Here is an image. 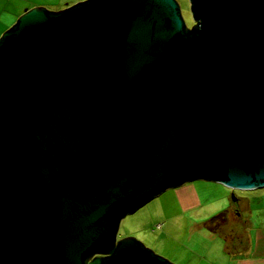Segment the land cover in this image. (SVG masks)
<instances>
[{
  "label": "water",
  "instance_id": "water-1",
  "mask_svg": "<svg viewBox=\"0 0 264 264\" xmlns=\"http://www.w3.org/2000/svg\"><path fill=\"white\" fill-rule=\"evenodd\" d=\"M189 1L190 29L175 0H79L0 35V264H170L120 220L264 187V0Z\"/></svg>",
  "mask_w": 264,
  "mask_h": 264
},
{
  "label": "rangeland",
  "instance_id": "rangeland-1",
  "mask_svg": "<svg viewBox=\"0 0 264 264\" xmlns=\"http://www.w3.org/2000/svg\"><path fill=\"white\" fill-rule=\"evenodd\" d=\"M35 1L48 4V0ZM65 1L71 0H61L58 7ZM175 1L184 26L190 29L195 23L190 1ZM2 6L0 11L10 10L13 3L3 1ZM8 25L10 22L4 23V16H0V32ZM192 183L203 186L196 187L199 204L195 210L189 212L179 209L175 204V187L166 189L131 214L125 215L118 224L115 239L133 237L144 248L170 264H221L219 261L224 256L223 240L230 232L240 230L245 203L239 199L240 193L237 191L211 182ZM220 212H225L224 222H209ZM208 222L211 228L205 226ZM157 224L161 226L158 229Z\"/></svg>",
  "mask_w": 264,
  "mask_h": 264
},
{
  "label": "crops",
  "instance_id": "crops-1",
  "mask_svg": "<svg viewBox=\"0 0 264 264\" xmlns=\"http://www.w3.org/2000/svg\"><path fill=\"white\" fill-rule=\"evenodd\" d=\"M3 1L0 0V8H2ZM13 3V7L10 10L2 9L0 16H4V23L10 22V27L13 25L18 16H20L25 10H28L34 6H42L46 9L56 10L59 7L61 0H48V4L41 3L35 0H9ZM79 0L65 1L68 6ZM64 8V7H63ZM2 13V14H1ZM8 27H4L2 32ZM193 181H205L195 179L192 181L184 182L183 184L175 187V204L182 211H193L197 208L199 201L196 187L203 188L202 185H196ZM218 184L220 183L205 181ZM225 187V186H223ZM227 188V187H225ZM173 189V188H172ZM229 189V188H227ZM231 190V189H229ZM240 193V200L244 201V215L241 214L242 226L240 230L236 232H230L223 240V254L224 256L219 261L221 264H264V187L256 188L253 190H233ZM156 226L161 227L159 224ZM158 229V228H157Z\"/></svg>",
  "mask_w": 264,
  "mask_h": 264
},
{
  "label": "trees",
  "instance_id": "trees-1",
  "mask_svg": "<svg viewBox=\"0 0 264 264\" xmlns=\"http://www.w3.org/2000/svg\"><path fill=\"white\" fill-rule=\"evenodd\" d=\"M193 33H194V31L191 33L187 32V35L193 36ZM224 220H225V212H220V213H218V215L212 217L209 220V222L216 221L218 224H220V223L224 222ZM209 222L205 225L207 228H211V225ZM208 225H210V226H208Z\"/></svg>",
  "mask_w": 264,
  "mask_h": 264
},
{
  "label": "built area",
  "instance_id": "built-area-1",
  "mask_svg": "<svg viewBox=\"0 0 264 264\" xmlns=\"http://www.w3.org/2000/svg\"><path fill=\"white\" fill-rule=\"evenodd\" d=\"M159 226H156V228H158Z\"/></svg>",
  "mask_w": 264,
  "mask_h": 264
}]
</instances>
